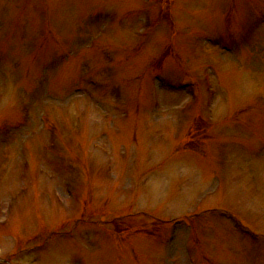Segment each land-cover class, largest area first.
<instances>
[{"label":"rangeland","instance_id":"374dc122","mask_svg":"<svg viewBox=\"0 0 264 264\" xmlns=\"http://www.w3.org/2000/svg\"><path fill=\"white\" fill-rule=\"evenodd\" d=\"M0 264H264V0H0Z\"/></svg>","mask_w":264,"mask_h":264}]
</instances>
